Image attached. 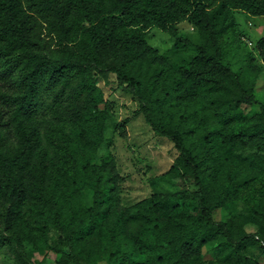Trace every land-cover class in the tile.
Listing matches in <instances>:
<instances>
[{
    "label": "trees",
    "instance_id": "obj_1",
    "mask_svg": "<svg viewBox=\"0 0 264 264\" xmlns=\"http://www.w3.org/2000/svg\"><path fill=\"white\" fill-rule=\"evenodd\" d=\"M233 10L264 21V0H0V250L26 264L24 245L51 227L84 257L97 241L133 264H199L204 246L222 262L258 264L214 217L264 176V103L254 96L264 33L262 64L234 71L221 42ZM182 21L199 42L175 67L146 38ZM99 65L143 100L145 121L176 151L169 171L192 188L121 203L112 167L95 162L111 111ZM259 213L264 234V204Z\"/></svg>",
    "mask_w": 264,
    "mask_h": 264
},
{
    "label": "rangeland",
    "instance_id": "obj_2",
    "mask_svg": "<svg viewBox=\"0 0 264 264\" xmlns=\"http://www.w3.org/2000/svg\"><path fill=\"white\" fill-rule=\"evenodd\" d=\"M232 14L236 22L235 29L227 32L221 40L225 62L234 71L240 70L249 60L261 65L255 45L264 33L263 19L241 10H233ZM179 38L182 40H178ZM146 39L165 63L175 67L190 60L199 42L195 29L187 21L176 24L175 34L150 27ZM95 78L105 99L111 104L104 129V141L95 162L100 164L107 160V165L112 167L117 175L116 186L121 203L133 204L149 197L153 191L173 193L192 188L169 171L176 151L169 139L157 135L145 121L139 111L143 100L118 86L115 73L105 70L101 65L96 66ZM254 96L264 103V67L259 72ZM245 109L250 113L256 110L255 107ZM189 196L186 194L187 198L179 200L180 206L185 210L192 207L193 199ZM263 204L264 176L238 190L230 211L223 212L222 215L216 211L214 214L215 219L233 233L234 246L240 239L239 242L243 245L238 249L239 252L248 261L258 264H264V234L259 231L257 222L261 218L259 211ZM44 232L34 243L24 245L26 264H133L128 260L122 262L117 254L110 258L109 254L113 249L97 241L87 246L85 257L82 254H72L64 246L56 229L49 227ZM212 253L210 246H204V260L199 264H228ZM0 264H16V259L7 249H1Z\"/></svg>",
    "mask_w": 264,
    "mask_h": 264
}]
</instances>
